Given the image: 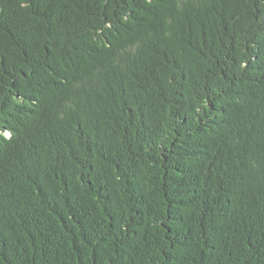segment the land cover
<instances>
[{
  "label": "trees",
  "instance_id": "1",
  "mask_svg": "<svg viewBox=\"0 0 264 264\" xmlns=\"http://www.w3.org/2000/svg\"><path fill=\"white\" fill-rule=\"evenodd\" d=\"M0 264H264V0H0Z\"/></svg>",
  "mask_w": 264,
  "mask_h": 264
}]
</instances>
